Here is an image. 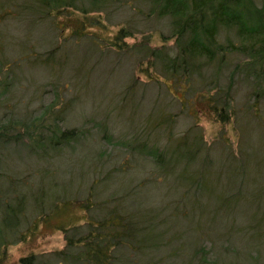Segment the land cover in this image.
<instances>
[{"label": "rangeland", "instance_id": "374dc122", "mask_svg": "<svg viewBox=\"0 0 264 264\" xmlns=\"http://www.w3.org/2000/svg\"><path fill=\"white\" fill-rule=\"evenodd\" d=\"M9 1L0 0V13L10 12L9 17L0 22V59L6 64L17 62L12 63L15 65L12 72L1 73L4 93L0 86V103L5 102L1 108L5 109V104L15 105L14 114L18 117H23L27 110L38 116L51 104H55L53 111H56L66 103L64 119L55 116L52 122L59 123L61 130L75 129L79 134L66 152L49 154L53 157L52 162H47L51 160L47 156L29 157L23 150L14 151V154L7 152L6 173L27 178L34 187L37 176H34L36 171H32V163L40 170L52 171L45 180L47 189L50 181L58 183L51 194L72 201L69 208V214L74 217L72 224L85 222L81 204L91 203V208L84 212L98 216L101 212L95 208L108 199V206L124 198V202L122 199L120 202L126 208L152 210L157 223L169 214L180 217L179 212H186V220L172 224L171 232L165 236L169 244L173 232L182 230L180 238L171 240V245L161 251H153L152 259L140 258V264H264V200L251 197L253 203L237 202L234 205L231 202L243 181L242 175L235 176L234 163L243 161L240 152L246 156L259 154L255 151L256 143L259 145L264 134V65L251 66L252 59L247 55L227 53L218 69L203 67V72L194 74L193 85L203 79L207 89L201 88V91H207L210 98L218 95L217 98L226 101V111L232 112L227 121H221L215 113L197 109L195 122L186 110L180 112L183 100L178 93L172 94V98L161 80L148 77L144 71L145 60L143 65H138V58L123 51L116 52L109 45L118 30L131 22L132 37H126L125 41L134 45L148 37L149 46L158 48L164 43L163 34L170 33L168 20L142 24L143 14H140L138 3L121 0L119 9L112 8L109 14L101 15L105 28L90 30L97 34L99 44V48H92L86 41L75 43L73 28L63 27L64 18L61 21L57 18L56 23L49 18L41 20L32 13L21 11L20 4H14L20 8L4 6ZM254 2L259 6L264 0ZM254 18L251 11L248 21ZM216 38L221 45L226 38L238 44L232 32L221 30ZM166 43L171 46L173 39ZM54 47L59 49L54 69L34 60L35 54L42 57ZM149 70H152L151 66ZM131 84L136 87L133 95ZM217 103L219 107L221 103ZM155 108H164L174 117L163 133V127L153 133L161 144L160 152L168 142L169 131L177 137L191 128L201 133L209 148V155L207 152L206 155L211 165L208 168L220 175L215 193L220 191L221 199H209L200 188L189 192L188 187H179L176 182L178 168L162 171V175L160 172L159 183L152 184L156 175L152 162L155 156L152 153L148 157L141 156L130 147L133 142L143 141L138 138H147L148 117L154 114ZM225 168L226 179L225 172H219ZM194 169L192 165L188 171ZM109 174L113 178L105 179ZM261 181L264 182L263 169ZM134 192L140 200L138 204L132 197ZM58 201L61 202L57 198L53 205ZM51 203L50 200L46 202L44 212L52 208ZM63 209L68 211L67 207ZM26 210L17 233L7 235L8 242L0 243V264H22L21 258L31 254L45 258L49 264H64L53 255L65 246L64 234L57 228L64 218L50 217L34 227L38 212L32 202L27 203ZM190 222L195 226V232H190ZM253 222L260 224V235L253 236L248 232L239 238L238 233H244V228ZM198 238V255L194 256L193 242ZM180 244L183 247L176 252L174 248ZM251 257H255V261Z\"/></svg>", "mask_w": 264, "mask_h": 264}, {"label": "trees", "instance_id": "16d2710c", "mask_svg": "<svg viewBox=\"0 0 264 264\" xmlns=\"http://www.w3.org/2000/svg\"><path fill=\"white\" fill-rule=\"evenodd\" d=\"M18 1L10 0L9 4L4 6L11 7L16 3L20 4L21 11L24 13H32L34 16L40 17L41 20L49 18L54 20V23L58 21L57 18H61L60 21L64 18L63 27L73 28L75 43L86 41L92 48H99V44L98 40L96 41L97 34L90 30L105 28L101 15L109 14L111 12L109 10L112 8L119 9L121 2V0H22L20 3ZM133 1L138 3L140 14H143L142 24L159 23L166 19L170 33L169 35L163 34L164 43L158 48L149 46L148 37H144L138 44H129L125 38L132 37L130 22L127 27L122 26L113 36V40L109 43L110 47L116 52L123 51L135 56L138 58V65H143L145 60L147 67L144 71H147L148 77L154 81L161 80L171 96L178 93L180 99L183 100L180 112L186 110L192 121L196 120L197 109L203 112L211 111L221 121H227L232 112L226 111V101L223 102L217 98L218 95L215 98L207 97V91H201V88L207 89L206 82L202 79L199 84L193 85L194 74L201 73L203 67L218 69L220 61H223L227 53L247 55L252 59L251 66L264 65V3L258 6L254 0ZM17 5L14 7H19ZM143 7L145 9H142ZM54 11L55 13H52ZM251 11L255 18L250 22L248 19ZM9 13V11L0 13V22L8 18ZM221 30L232 32L238 44L232 43L229 38L225 39L223 45L218 43L216 37ZM169 39H173L171 46L166 43ZM58 50V47H54L42 57L35 54L34 60L38 59L40 64L54 69ZM14 62L17 61L6 64L0 59V76L3 72H12L15 67L12 64ZM150 66L152 70L148 71ZM3 84L0 78V86L4 93ZM134 86L135 84H131L130 88L133 89ZM135 88L130 90L132 95L136 91ZM172 98L174 97L172 96ZM217 102L221 103L219 107ZM3 103H0V108L4 106ZM65 105L66 103L62 105V108L53 111L55 104H51L43 109L38 116L27 110L23 117L14 114L15 105L10 107L5 104V109L1 108L3 112L0 111V243L7 241V235L17 233L19 224L24 222L23 217L25 218L27 213V203L32 202L39 215L37 218L35 217L34 227L39 221L46 222L50 217L62 216L61 218H64L63 223L57 228L64 234L65 246L53 254L59 263L140 264L142 257L152 259L153 251L167 248L171 245V240L177 241L183 234L182 230H177V233L174 231L169 244L165 238L166 234L171 232L172 224L178 225L186 220V212H179L182 214L180 217L177 214H169L166 219L157 223L156 214L152 210L147 211L142 208V210L136 211L134 207V209L126 208L120 202L122 198L108 206L110 202L108 199L99 203L95 208L101 212L98 216L97 214L89 216V213L84 212V209L91 208V203L81 204L82 211L86 216H83L85 222L72 224L74 217L69 214L72 201L51 194L53 188L59 186L58 183L50 181V188L47 189L45 180L52 171L40 170L36 168L35 163H32V171H36L34 176H37V184L34 187H31L27 178L16 177L15 173L14 175L6 173V159L9 157L7 152L12 151L14 154L17 150H23L29 154V157L38 159L47 156V159H51L47 162H52L53 157L49 156L51 152L64 153L67 147L77 140L79 133L75 129L61 130L59 123L52 122V117L55 118V116L59 120L64 119ZM253 115L256 116V113L254 112ZM148 118L150 130L147 132V138H138L143 141L141 143L133 142L130 149L144 157H148L150 153L155 156L152 162L156 167V175L152 184L159 183L162 171L165 173L171 168H178L176 182L179 187L182 185L188 187L189 192L200 188L201 193L209 199H221L220 191L215 193L220 175L208 168L211 165V160L207 156L209 148L203 141L201 133L197 129L191 128L181 137H177L169 131L168 142L163 145L164 148L160 152L161 144L158 143V136H154L153 133L162 127L161 133H163L168 122H172L174 117L172 114L166 113L164 108H155L154 114ZM262 127L264 129V125ZM257 143L255 151L259 154L246 156L245 153L240 152L243 161L238 162L237 160V163H234L236 164L235 176L242 175L243 177L240 188L231 199L234 205L237 202L240 204L253 203L254 198L251 197L264 200V182L261 181V171L262 169L264 171V134L259 140V145ZM155 150L159 153L156 154ZM192 165L195 169L189 172ZM220 166L221 163L219 168ZM226 170L227 168L219 171L220 174L225 172L224 179H226ZM231 174H233L232 171ZM109 178H113L112 175H106L105 179ZM132 197L134 201H137H135L136 204L140 202L137 193L134 192ZM57 198L61 202L58 201L53 205ZM222 199L224 200V198ZM49 200L53 206L49 211L44 212L45 204ZM122 201L124 202V198ZM64 207H67L68 211H64ZM257 210L259 207L255 211ZM64 223L68 226L66 227ZM191 224L190 232H195L196 228L192 222H190ZM259 225L253 222L252 225L246 226L244 233H238L240 234L239 238L245 237L249 233L259 236ZM197 241L199 238L193 242L196 248L193 252L194 256L198 255ZM181 247H183L182 244L177 249L172 248L178 252ZM251 260L255 261V257H251ZM21 263L49 264L45 258L39 259L32 254L21 258ZM147 264L151 263L147 262Z\"/></svg>", "mask_w": 264, "mask_h": 264}]
</instances>
